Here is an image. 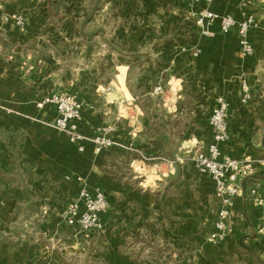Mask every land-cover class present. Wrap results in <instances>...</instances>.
I'll use <instances>...</instances> for the list:
<instances>
[{"label": "crops", "instance_id": "0c3cea01", "mask_svg": "<svg viewBox=\"0 0 264 264\" xmlns=\"http://www.w3.org/2000/svg\"><path fill=\"white\" fill-rule=\"evenodd\" d=\"M242 1L212 0L198 7L240 19ZM253 1L249 8L258 22L249 32L252 55L241 54L235 29L221 33L216 23L214 36L198 37V56L191 55L193 45L178 47L169 66L157 68L156 45L162 37L154 31L167 14L185 15L184 0H112L113 5L80 0V10L69 13L63 9L66 0H0V133L21 140L20 153L28 164L21 182L31 196L27 208L0 193V232L7 236L0 239V264H264V237L258 233L264 212L250 195L255 183L264 188V0ZM11 11L27 17L26 32L2 21L1 15ZM161 76L169 89L159 96L162 108H156L148 96H153L152 81ZM243 80L251 89L246 104L240 102ZM133 84L139 85L137 91L131 90ZM105 87L110 91L101 93ZM51 92L83 103L82 151L54 127L52 104L37 107ZM200 92L208 104L202 114L205 136L197 139L191 133L193 112L185 105L177 111L176 103ZM177 93L180 99L174 101ZM217 95L229 103L231 133L219 149L249 157L255 172L241 181L243 193L233 200L227 236L209 242L219 201L212 179L195 171L191 156L211 141L207 115ZM117 116L118 134L128 147L95 153L90 138ZM173 118L184 122L177 135L167 129ZM152 121L163 124L168 140L176 142L170 159L182 160L154 164V185L136 188L120 168L126 159L120 149L142 140L140 133ZM135 162L144 163L132 159L126 165L133 168ZM83 183L105 194L101 230L80 232L59 219Z\"/></svg>", "mask_w": 264, "mask_h": 264}, {"label": "built area", "instance_id": "2783aa9c", "mask_svg": "<svg viewBox=\"0 0 264 264\" xmlns=\"http://www.w3.org/2000/svg\"><path fill=\"white\" fill-rule=\"evenodd\" d=\"M186 3L185 18L193 20L198 28L199 36L212 37L215 32L211 29L214 24H218L219 32L228 33L235 29L238 35V43L242 55H252L254 46L249 32L257 26L258 19L253 10L249 8L250 1L242 4L240 19H236L232 14H219L211 11L207 7L199 8L201 2L210 3L212 0H184ZM1 19L5 23L13 24L19 32L27 31L28 19L20 11L3 13ZM185 46L180 47L183 49ZM200 48L197 44L192 46L191 55L198 56ZM110 87H105L101 93H107ZM240 102L246 104L251 99V89L246 80L241 82ZM166 92L162 85L157 84L152 88L151 93L161 96ZM180 99V95L175 94V100ZM113 103V100H107ZM45 104H52L56 110L54 127L63 133L71 144H75L79 151L84 149L83 142L86 137L79 129V121L83 103L75 96L63 92H51L43 96L37 103L41 108ZM229 103L222 95L214 97L209 113L207 115V127L211 132V141L200 150L194 152L191 161L195 171L199 174L208 175L214 183V193L218 198L219 205L215 211L213 219V229L209 232L207 239L209 242H218L225 239L228 233V217L233 200L243 193L241 181L251 176L255 172L253 160L249 157L237 158L222 154L219 144L230 139L231 133L228 126ZM120 116L115 118L113 123H105L96 128L95 134L90 138L95 153L112 147H128L122 142V136L118 134V121ZM132 137L136 132L132 131ZM181 157L166 160L169 165L180 162ZM166 175L165 172L162 173ZM78 181L83 182L82 177L77 176ZM253 201L262 207L264 212V188L259 183H255L250 189ZM107 208V201L104 192L95 187L90 190L83 183L78 190L76 197L70 200L60 211L61 221L69 226H76L80 232H91L103 229L100 214ZM258 233L264 237V215Z\"/></svg>", "mask_w": 264, "mask_h": 264}, {"label": "trees", "instance_id": "16d2710c", "mask_svg": "<svg viewBox=\"0 0 264 264\" xmlns=\"http://www.w3.org/2000/svg\"><path fill=\"white\" fill-rule=\"evenodd\" d=\"M64 0H60L62 2ZM109 1L112 5V0ZM80 0H66L64 4V13L80 10ZM60 4V3H59ZM152 33V31H150ZM160 34L161 41L157 43L158 57L155 60L157 68H166L173 58L174 51L178 47L185 45H195L198 41V28L193 20L186 19L184 15L178 13L167 14L165 21L154 31ZM151 37V35L149 34ZM202 92L194 95L193 100L186 103L177 101V111L180 107L193 112L191 133L197 138L202 139L205 136V119L202 116V107L204 104ZM171 115V114H170ZM168 115V117L170 116ZM170 122V120H169ZM164 125L152 121L151 124L140 133L142 140L137 139L132 143L137 151L129 153L120 149L121 153L131 161L140 158L146 162H160L170 159L174 154L175 141H169L164 134ZM158 134L156 137L155 135ZM21 140L18 135L8 132L0 133V193L4 198L13 199L19 203H25L30 207L31 196L22 180L28 173V164H26L20 153ZM128 161V162H129Z\"/></svg>", "mask_w": 264, "mask_h": 264}, {"label": "rangeland", "instance_id": "374dc122", "mask_svg": "<svg viewBox=\"0 0 264 264\" xmlns=\"http://www.w3.org/2000/svg\"><path fill=\"white\" fill-rule=\"evenodd\" d=\"M246 1H248V0H243L242 1V4L244 3V2H246ZM250 1V5H252V3H254L255 4V2L253 1V0H249ZM180 6H183V4L182 5H180ZM256 7H257V11H259L260 10V8H259V6H258V4L257 5H255ZM255 14H256V17H257V19H258V14H257V12H255ZM151 80V79H150ZM152 81V80H151ZM153 82V84L154 85H157V84H160V85H162V87L165 89V90H168L169 89V86H168V84H167V79L166 78H164L163 76H161V77H159V78H157L156 80H153L152 81ZM130 87H131V90L132 91H137V89L139 88V85H137V84H133V85H129ZM148 97H150V99H152V106L154 105V104H156L155 106H156V108H158V107H160V108H162L161 106H160V97L159 96H155V95H153V96H148ZM206 98V95L204 96V104H203V107H202V110H201V112H202V114H203V112H204V109H205V107L207 106V104H208V100H206L205 99ZM144 105H146V102H143V106ZM148 105V104H147ZM147 108H149V107H147ZM147 111L149 112L150 110H148L147 109ZM151 111H153V108H151ZM161 115H163V111L161 112ZM162 118V117H161ZM158 124H160L159 122H158ZM183 124H184V122H183V119H177V118H173V119H171L170 120V122H169V127L170 128H167V129H169L170 130V132L172 133V134H174V135H177V134H179L178 132H180L182 129H183ZM176 143V142H175ZM121 149H127V150H129V152H132V153H134V152H136L137 153V151H136V149L134 148V147H132V145L129 147V148H121ZM135 160H139L140 161V158L138 159V158H135ZM166 160H169V159H166ZM166 160H162V161H166ZM128 160V157L125 159V161L122 163V165L120 166V168H121V170L123 171V173L124 172H127V173H129L128 174V178H130L131 180H129V182H133L134 184H135V187L137 188V186L138 185H142V187H144V185H151V186H153L154 185V180H155V178H157V176L156 175H158L157 174V172L155 171L156 169H154V164H157L158 165V162H156V163H152V162H146V161H144V163H139V162H135L134 163V165H133V168H131L130 166H128L129 165V163L131 162V161H129ZM161 162V161H160ZM126 164H128V165H126ZM140 164H142V165H140ZM141 168V169H138V168ZM123 168V169H122ZM130 169V171L129 170H127V169ZM135 170V172H134V170ZM165 172V171H164ZM146 180V181H145ZM35 197V196H34ZM31 212H33L34 214H35V212H37V211H34V210H32ZM29 213V212H28ZM38 215H39V213H38ZM40 216V215H39ZM59 219H60V221H61V218L59 217ZM5 237H7V236H5V235H3L2 234V232H0V239L1 238H5ZM87 258V257H86ZM83 259V257H81V258H79V257H77L76 258V260L78 261V262H80L81 260Z\"/></svg>", "mask_w": 264, "mask_h": 264}]
</instances>
